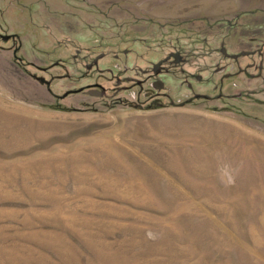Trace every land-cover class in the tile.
<instances>
[{
  "label": "rangeland",
  "instance_id": "rangeland-1",
  "mask_svg": "<svg viewBox=\"0 0 264 264\" xmlns=\"http://www.w3.org/2000/svg\"><path fill=\"white\" fill-rule=\"evenodd\" d=\"M0 35V264H264V0H0Z\"/></svg>",
  "mask_w": 264,
  "mask_h": 264
},
{
  "label": "flooded vegetation",
  "instance_id": "flooded-vegetation-1",
  "mask_svg": "<svg viewBox=\"0 0 264 264\" xmlns=\"http://www.w3.org/2000/svg\"><path fill=\"white\" fill-rule=\"evenodd\" d=\"M7 36H9V37H7ZM4 37H7V38H4ZM11 38H13L12 35H0V40H2L4 42L9 41ZM2 48H4V47L2 46ZM16 50H17V48H15L13 50V55L15 56V60L20 62V58L16 56V53H15ZM219 50L224 56L232 57L235 60L237 59L238 53H227L226 49L224 48V45H220V49ZM250 53H251V51H250ZM258 53L261 54V51H258ZM184 55H186V54H183V50L181 48L176 47L171 52H169L168 55L165 58L159 59V60L163 61V62L168 61V62H171V64L176 65L178 63L184 62L187 59V57H184ZM187 55L189 57V55H190L189 51L187 52ZM257 67H260V64H258ZM165 68H166V66L162 62L160 64H159V62L153 64V74H152L153 78L150 80V82L152 80H153V82H151V85L149 86V88L146 91V94L149 93V92H152L151 93L152 95H150V97L154 95L157 98L159 96V94H160V91H159L158 88L159 87H164V84L161 81H159L158 75L160 74L161 71L166 70ZM190 74H192V73H190ZM32 75H33L34 78L37 77L33 73H32ZM193 76L197 77L199 80L202 79V76L200 74H194ZM154 79H156V80H154ZM154 88L155 89L157 88L158 90L156 91ZM89 91H91L92 93H94V92L95 93H99V90L96 87H93V89H89ZM101 91L103 93H105V89L104 88ZM193 95L198 97V98L199 97L206 98V99L214 98V97H212L210 95H207V94L201 93V92H195V93H193ZM217 97H219V96H217ZM188 98L189 99L187 100V102H190L192 97H188ZM187 102L181 103L179 105H184Z\"/></svg>",
  "mask_w": 264,
  "mask_h": 264
},
{
  "label": "water",
  "instance_id": "water-1",
  "mask_svg": "<svg viewBox=\"0 0 264 264\" xmlns=\"http://www.w3.org/2000/svg\"><path fill=\"white\" fill-rule=\"evenodd\" d=\"M7 37H9V36H7ZM7 37H4V38H7ZM39 80H40L41 82H45L44 79L39 78ZM95 94H97V93H95Z\"/></svg>",
  "mask_w": 264,
  "mask_h": 264
}]
</instances>
